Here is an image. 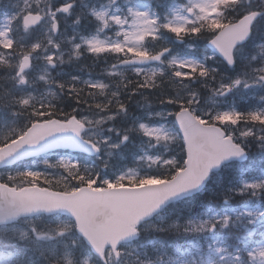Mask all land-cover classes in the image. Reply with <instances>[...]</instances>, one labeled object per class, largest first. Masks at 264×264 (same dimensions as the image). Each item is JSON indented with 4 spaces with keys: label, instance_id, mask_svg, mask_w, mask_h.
<instances>
[{
    "label": "snow or ice",
    "instance_id": "snow-or-ice-1",
    "mask_svg": "<svg viewBox=\"0 0 264 264\" xmlns=\"http://www.w3.org/2000/svg\"><path fill=\"white\" fill-rule=\"evenodd\" d=\"M0 264H264V0H0Z\"/></svg>",
    "mask_w": 264,
    "mask_h": 264
}]
</instances>
